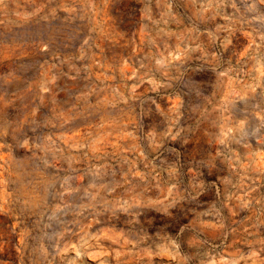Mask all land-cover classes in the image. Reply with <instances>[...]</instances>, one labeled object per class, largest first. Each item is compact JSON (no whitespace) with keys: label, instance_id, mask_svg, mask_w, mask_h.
Masks as SVG:
<instances>
[{"label":"rangeland","instance_id":"374dc122","mask_svg":"<svg viewBox=\"0 0 264 264\" xmlns=\"http://www.w3.org/2000/svg\"><path fill=\"white\" fill-rule=\"evenodd\" d=\"M0 264H264V0H0Z\"/></svg>","mask_w":264,"mask_h":264}]
</instances>
